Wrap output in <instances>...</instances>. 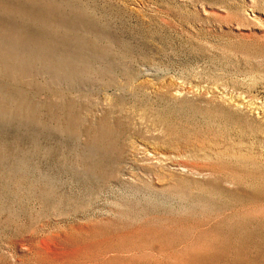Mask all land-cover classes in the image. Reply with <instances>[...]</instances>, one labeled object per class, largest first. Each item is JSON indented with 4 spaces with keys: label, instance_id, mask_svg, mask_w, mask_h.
Returning <instances> with one entry per match:
<instances>
[{
    "label": "rangeland",
    "instance_id": "obj_1",
    "mask_svg": "<svg viewBox=\"0 0 264 264\" xmlns=\"http://www.w3.org/2000/svg\"><path fill=\"white\" fill-rule=\"evenodd\" d=\"M0 264H264V0H0Z\"/></svg>",
    "mask_w": 264,
    "mask_h": 264
}]
</instances>
